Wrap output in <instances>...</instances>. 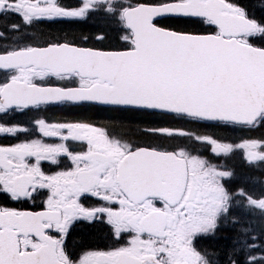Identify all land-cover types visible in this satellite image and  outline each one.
Returning a JSON list of instances; mask_svg holds the SVG:
<instances>
[{
    "label": "snow or ice",
    "instance_id": "snow-or-ice-1",
    "mask_svg": "<svg viewBox=\"0 0 264 264\" xmlns=\"http://www.w3.org/2000/svg\"><path fill=\"white\" fill-rule=\"evenodd\" d=\"M98 5L129 30L123 37L128 50L81 47L27 32L46 21L84 19ZM3 41L9 43H0V72L6 73L0 81L2 116L87 105L140 113L143 120L163 113L224 130L264 127V0H79L76 6L0 0ZM29 123L2 121L0 135L35 129L61 142L37 138L0 146V197L33 200L47 190L40 211L0 206V264H221L197 243L215 236L233 205L243 202L250 215L258 211L264 220V195L230 191L224 181L235 174L218 170L197 147L216 156L245 148L248 163L256 165L264 164V139L234 145L226 135L177 126L51 123L43 116ZM138 134L172 143L141 146L134 139ZM72 142L85 143L86 151L70 150ZM61 156L74 167L46 174L41 163L59 164ZM247 179L264 185V178ZM87 195L119 207H85L81 198ZM105 216L112 235L134 233L130 241L76 256V226ZM253 230H242L248 239L234 241L227 264H238L233 257L241 251L260 247ZM258 262L264 264V255L247 257V264Z\"/></svg>",
    "mask_w": 264,
    "mask_h": 264
},
{
    "label": "trees",
    "instance_id": "trees-1",
    "mask_svg": "<svg viewBox=\"0 0 264 264\" xmlns=\"http://www.w3.org/2000/svg\"><path fill=\"white\" fill-rule=\"evenodd\" d=\"M97 31H101L102 34L105 35V44L112 46L117 42L118 34L116 31H112L110 26L101 27L99 24L96 26H85L84 24H77V27L75 29L66 28L55 32L54 34L48 30H45L46 33L53 34L52 37L54 38H65L69 37L73 40H76L79 38V35L82 36H88L90 37L91 34H94ZM69 115L81 118L80 120H91L94 121V123H97L100 126L108 124H120L124 123L125 125H129L131 123L138 124L141 128H147L150 126H167L170 124H178L180 122H185L182 120H175L171 116L156 113L154 114L150 119L143 120L142 114L140 113H132V112H125V111H119V110H113L109 108H101V107H95V106H88V107H72L69 109ZM72 120H78V119H72ZM136 137H140L141 140L152 142V140H158L161 141L162 138L160 137H151V136H144V135H136ZM237 172L238 174L244 173L247 174L244 169L241 168V166H237ZM94 231V230H93ZM104 231H100V233H103ZM97 232H88L86 231L81 236V242L83 243H91V242H100L101 241V234ZM78 241V240H77ZM75 244L77 242H74ZM220 249L224 250L227 248V245L224 244H217Z\"/></svg>",
    "mask_w": 264,
    "mask_h": 264
},
{
    "label": "rangeland",
    "instance_id": "rangeland-1",
    "mask_svg": "<svg viewBox=\"0 0 264 264\" xmlns=\"http://www.w3.org/2000/svg\"><path fill=\"white\" fill-rule=\"evenodd\" d=\"M131 1H133V0H126V3L128 4L129 2H131ZM115 6V5H114ZM102 12H103V14H105L106 16H107V18H108V20H110V21H114V22H119L120 20H119V18H118V16L117 15H113V14H109V13H107V12H105L104 11V6H103V9H102ZM121 24V23H120ZM197 27V29H200V30H203V29H205L204 27H202V26H200V25H197L196 26ZM125 36H128V35H123V37H125ZM123 42H125V44L126 43H128L129 41H127V40H125V39H123ZM129 44H130V42H129ZM5 77V76H4ZM4 77H1L0 76V81H2L3 79H4ZM203 133V132H202ZM206 134H208V133H206ZM210 134V133H209ZM219 134V133H218ZM40 138V137H39ZM54 138V137H53ZM53 138H49V141H47V139L48 138H41V139H44V142L45 143H50V142H52L53 141ZM241 138V137H240ZM37 139V138H36ZM248 139H251V138H247V137H242L241 138V140L238 142V143H233L234 145H239V144H242L245 140H248ZM16 143H19V142H17V141H15L14 140V144H16ZM79 144H70V147L71 148H73V149H76V148H80L81 146H82V142H78ZM231 143V142H230ZM197 147H200V148H202V150H205L206 151V154L205 155H203L209 162H210V158H209V149L206 147V146H197ZM86 149H87V145H85L83 148H81V149H78V150H76V152H79V151H86ZM243 150H244V148H240V147H236V148H234V152L237 154V156H239L240 158H243ZM263 151H264V149H263ZM226 157H227V159H229V160H231L232 159V156H231V153L230 154H228V155H226ZM68 158V157H67ZM244 158H245V160H246V162H247V171H248V173L251 175H248L247 177H245V179L246 180H248L247 178H249V177H253V175H255L256 174V170H258V169H262V172H263V178H264V164H263V166L261 165V164H256V165H251V164H249L248 163V161H247V159H246V155L244 156ZM69 160H70V158H68ZM71 161V160H70ZM72 162V161H71ZM211 163V162H210ZM73 164V163H72ZM228 166H229V168H227L226 169V171H231V170H233V165H230V164H228ZM236 166H239V164H238V162H236ZM61 171H63V169L61 170ZM236 178H240V176H238V173H237V175L235 176ZM249 181V188H247V189H245L243 186L244 185H239L238 186V188H244L245 189V191H247V192H249V194H251V195H253L254 197H257L258 198V194H259V192L261 191V189H260V187H259V184L258 183H253V182H251L250 180H248ZM4 198H6V197H4ZM41 200H39L38 202H40ZM242 204H243V202H241V204L239 205V207L241 208V209H243V210H246V211H248L246 208H244L243 206H242ZM11 207V206H10ZM11 208H14V207H11ZM81 237H79V238H77V240H79V241H81V239H80ZM241 239H248V237L247 238H241ZM236 239H233L232 240V249H233V247H234V241H235ZM260 240H261V243H257V242H255L257 245H259L260 247H258L257 249H255V250H253V251H251V252H249L248 250H244V251H241L238 255H236L235 257H233L234 259H236L237 260V262L239 263V261H242L243 262V264H247V257L249 256V255H254V256H257V257H259V256H261V255H264V229H263V233H262V236L260 237ZM119 246H124V244H119V245H117L116 247H119ZM226 257H227V255H224V256H218V258H220V260H221V262H227V259H226ZM258 264H259V262H258Z\"/></svg>",
    "mask_w": 264,
    "mask_h": 264
}]
</instances>
